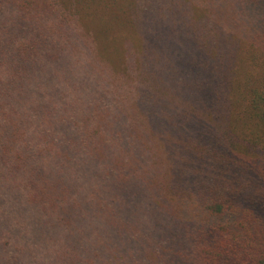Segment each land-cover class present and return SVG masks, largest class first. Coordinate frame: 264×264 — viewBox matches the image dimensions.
Returning <instances> with one entry per match:
<instances>
[{
  "label": "trees",
  "instance_id": "16d2710c",
  "mask_svg": "<svg viewBox=\"0 0 264 264\" xmlns=\"http://www.w3.org/2000/svg\"><path fill=\"white\" fill-rule=\"evenodd\" d=\"M262 55L264 0H0V264H264Z\"/></svg>",
  "mask_w": 264,
  "mask_h": 264
},
{
  "label": "rangeland",
  "instance_id": "374dc122",
  "mask_svg": "<svg viewBox=\"0 0 264 264\" xmlns=\"http://www.w3.org/2000/svg\"><path fill=\"white\" fill-rule=\"evenodd\" d=\"M257 52V51H256ZM257 54H261V51H259V52H257ZM251 56V55H250ZM249 55H246L245 54V52H244V54H243V60H244V63L243 62H241L240 63V65H239V67L238 68H242L243 69V71H247V70H250L251 69V67H248V65H249V61L251 60L249 57H250ZM252 57V56H251ZM260 57V56H259ZM261 59L262 60H264V56L262 55L261 56ZM247 62V63H246ZM240 72H241V70H240ZM241 74H242V72H241Z\"/></svg>",
  "mask_w": 264,
  "mask_h": 264
}]
</instances>
